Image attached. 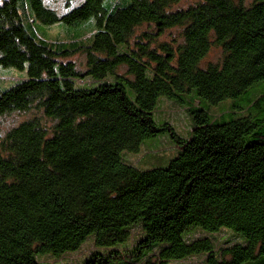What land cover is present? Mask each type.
Returning a JSON list of instances; mask_svg holds the SVG:
<instances>
[{"label":"trees","instance_id":"16d2710c","mask_svg":"<svg viewBox=\"0 0 264 264\" xmlns=\"http://www.w3.org/2000/svg\"><path fill=\"white\" fill-rule=\"evenodd\" d=\"M181 1L0 0V70L24 74L0 87V118L33 113L0 132V264L88 240L82 264H264V0ZM213 48L222 59L205 63ZM188 94L185 138L153 112ZM162 133L167 165L121 158Z\"/></svg>","mask_w":264,"mask_h":264},{"label":"rangeland","instance_id":"374dc122","mask_svg":"<svg viewBox=\"0 0 264 264\" xmlns=\"http://www.w3.org/2000/svg\"><path fill=\"white\" fill-rule=\"evenodd\" d=\"M200 0H182L177 5L173 6V10L186 9L187 7L194 5ZM65 0H45L47 6L57 10L58 12L63 11ZM253 0H245L246 5H250ZM48 38L53 40L58 38L60 40L64 39L63 29L58 26H53L47 29ZM179 30L174 28L167 31L162 37L163 40L169 42L173 38H178ZM222 59V52L213 48L207 57L205 58V63H218ZM71 60L76 64L77 68L84 70L85 59L82 54H75ZM24 78V74L20 72L13 71V69L0 70V87L7 88L12 83ZM190 95L188 94L184 100L185 104H179L174 102V100L167 98H159V103L156 110L153 112V120L157 125H161L165 122L173 126L175 131L182 137L187 138V133L190 129L191 119L186 112L187 102H189ZM164 99V100H163ZM166 99V100H165ZM231 100H225L217 105H211L210 112L212 115H217L220 108L228 107L231 105ZM33 113L28 114H18L14 113L8 116L0 118V132H3L25 120L32 117ZM176 145L167 133H162L154 138L145 139L142 141L139 147V151L136 153H131L124 151L121 153V158L124 161L130 162L133 167L138 170H151L153 168L163 167L168 164V162L174 158L176 155ZM161 161L159 163L158 161ZM200 234H196L194 237H198ZM139 237V228H133L131 231V238L128 241L126 247H131L135 244V241ZM222 242H220V246ZM93 246L91 241H86L75 251L66 252L59 256H47L39 254L38 262L41 264H82L88 254L92 251ZM37 256V257H38ZM172 264H206L205 256L198 255L181 262H173Z\"/></svg>","mask_w":264,"mask_h":264}]
</instances>
